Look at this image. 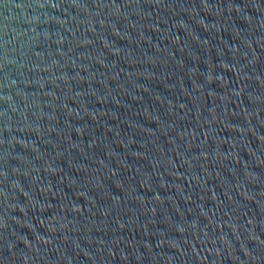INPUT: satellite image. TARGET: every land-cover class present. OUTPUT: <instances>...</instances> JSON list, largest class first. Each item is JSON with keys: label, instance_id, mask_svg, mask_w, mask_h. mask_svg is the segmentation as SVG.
Returning <instances> with one entry per match:
<instances>
[{"label": "water", "instance_id": "obj_1", "mask_svg": "<svg viewBox=\"0 0 264 264\" xmlns=\"http://www.w3.org/2000/svg\"><path fill=\"white\" fill-rule=\"evenodd\" d=\"M0 264H264V0H0Z\"/></svg>", "mask_w": 264, "mask_h": 264}]
</instances>
